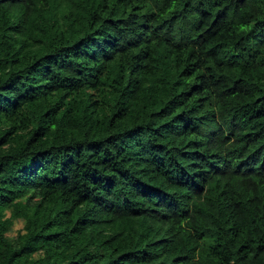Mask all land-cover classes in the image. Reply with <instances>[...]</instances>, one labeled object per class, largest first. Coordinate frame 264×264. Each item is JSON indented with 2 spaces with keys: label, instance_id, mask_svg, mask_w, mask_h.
I'll list each match as a JSON object with an SVG mask.
<instances>
[{
  "label": "trees",
  "instance_id": "trees-1",
  "mask_svg": "<svg viewBox=\"0 0 264 264\" xmlns=\"http://www.w3.org/2000/svg\"><path fill=\"white\" fill-rule=\"evenodd\" d=\"M0 264H264V0H0Z\"/></svg>",
  "mask_w": 264,
  "mask_h": 264
},
{
  "label": "rangeland",
  "instance_id": "rangeland-1",
  "mask_svg": "<svg viewBox=\"0 0 264 264\" xmlns=\"http://www.w3.org/2000/svg\"><path fill=\"white\" fill-rule=\"evenodd\" d=\"M22 227H23V224H22L21 222L16 223V225H15V227H14V230H13V232H12L11 234H12V235H16L17 232H18L20 229H22Z\"/></svg>",
  "mask_w": 264,
  "mask_h": 264
}]
</instances>
